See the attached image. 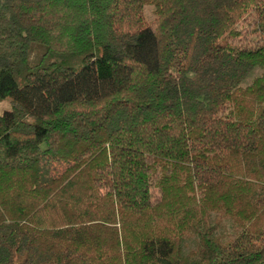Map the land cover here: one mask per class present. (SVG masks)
Masks as SVG:
<instances>
[{
	"label": "trees",
	"instance_id": "trees-1",
	"mask_svg": "<svg viewBox=\"0 0 264 264\" xmlns=\"http://www.w3.org/2000/svg\"><path fill=\"white\" fill-rule=\"evenodd\" d=\"M6 97L0 264H264V0H0Z\"/></svg>",
	"mask_w": 264,
	"mask_h": 264
},
{
	"label": "rangeland",
	"instance_id": "rangeland-1",
	"mask_svg": "<svg viewBox=\"0 0 264 264\" xmlns=\"http://www.w3.org/2000/svg\"><path fill=\"white\" fill-rule=\"evenodd\" d=\"M252 11H253V7L250 6V7L247 8V10L245 12L242 13L241 18H239L238 21H237V24H238L237 28L238 29H242L243 26H244V29H245L246 22H248L252 18V15H251ZM142 15H143V19L145 21H147V22H150L151 20H153L155 18L154 14H153V6L145 5L143 7V10H142ZM244 29H242V30L244 31ZM245 34L247 35L246 37L250 38V39L260 36V35H257V36L254 37L252 33L249 34V35L247 33H245ZM261 37H263V36H261ZM232 38L233 39L230 40L232 43L240 44V43H243L244 36H241V37L240 36H236V37H232ZM258 38H260V37H258ZM260 40L262 41L263 38H260ZM5 105L12 106V102H11L9 97L0 99V110H2L3 112L5 110H8V108ZM58 169H62V167H58Z\"/></svg>",
	"mask_w": 264,
	"mask_h": 264
},
{
	"label": "clouds",
	"instance_id": "clouds-1",
	"mask_svg": "<svg viewBox=\"0 0 264 264\" xmlns=\"http://www.w3.org/2000/svg\"><path fill=\"white\" fill-rule=\"evenodd\" d=\"M5 106L8 108L9 111H11V106L10 105H5ZM2 115H3V111L0 110V116H2Z\"/></svg>",
	"mask_w": 264,
	"mask_h": 264
}]
</instances>
